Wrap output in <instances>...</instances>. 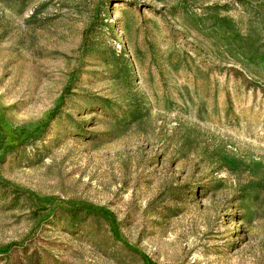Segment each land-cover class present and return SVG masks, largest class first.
Wrapping results in <instances>:
<instances>
[{
	"label": "rangeland",
	"instance_id": "374dc122",
	"mask_svg": "<svg viewBox=\"0 0 264 264\" xmlns=\"http://www.w3.org/2000/svg\"><path fill=\"white\" fill-rule=\"evenodd\" d=\"M264 0H0V264H264Z\"/></svg>",
	"mask_w": 264,
	"mask_h": 264
},
{
	"label": "trees",
	"instance_id": "16d2710c",
	"mask_svg": "<svg viewBox=\"0 0 264 264\" xmlns=\"http://www.w3.org/2000/svg\"><path fill=\"white\" fill-rule=\"evenodd\" d=\"M222 11L218 5L208 6L200 14L183 7L190 23L202 35L225 49L233 58L255 64L256 57L264 48L263 38L255 32L243 33L236 20L220 16Z\"/></svg>",
	"mask_w": 264,
	"mask_h": 264
}]
</instances>
